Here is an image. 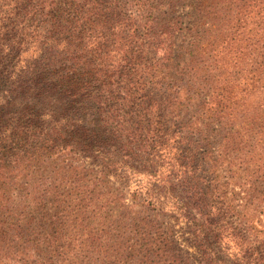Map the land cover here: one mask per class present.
<instances>
[{
	"label": "trees",
	"instance_id": "16d2710c",
	"mask_svg": "<svg viewBox=\"0 0 264 264\" xmlns=\"http://www.w3.org/2000/svg\"><path fill=\"white\" fill-rule=\"evenodd\" d=\"M0 264H264V0H0Z\"/></svg>",
	"mask_w": 264,
	"mask_h": 264
}]
</instances>
